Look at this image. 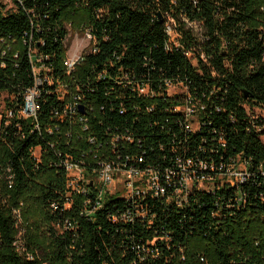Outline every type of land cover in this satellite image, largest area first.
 <instances>
[{
	"label": "trees",
	"instance_id": "trees-1",
	"mask_svg": "<svg viewBox=\"0 0 264 264\" xmlns=\"http://www.w3.org/2000/svg\"><path fill=\"white\" fill-rule=\"evenodd\" d=\"M12 3L0 2V264H264V0ZM70 28L93 47L68 72ZM36 77L37 122L20 116ZM178 160L212 184L178 193ZM66 161L88 176L149 169L166 194L101 195L72 185ZM238 165L242 184L219 180Z\"/></svg>",
	"mask_w": 264,
	"mask_h": 264
},
{
	"label": "built area",
	"instance_id": "built-area-1",
	"mask_svg": "<svg viewBox=\"0 0 264 264\" xmlns=\"http://www.w3.org/2000/svg\"><path fill=\"white\" fill-rule=\"evenodd\" d=\"M89 34V38L92 39V36L88 31H86ZM166 32L168 36L172 39L175 40L176 34L174 31V23L170 22L167 24L166 27ZM93 41V39H92ZM82 58V57H81ZM81 58L77 60H70L67 59L65 62V66L68 70V72L72 71L73 68L77 63L80 62ZM38 74V72L35 70V76ZM42 84V80L36 77L35 81V86L33 88H30L27 90L25 94V99H24V106L20 112V116L23 117L24 119H32L37 122L38 118V111L40 110V105L38 102L39 99V86ZM172 85H168L171 87ZM147 92L146 90H143L142 93ZM169 93V92H168ZM171 95V94H169ZM174 95V94H172ZM78 105V104H77ZM77 105L75 106H68L67 109H69L72 112L77 111ZM4 105L2 110H4ZM0 110V111H2ZM182 111L183 113V118L185 120V128L188 131H196L199 128V120L198 116H195V110L192 105L189 103L183 107L178 109ZM12 114L10 112H7V116H11ZM196 118L197 119V126L193 128L192 126V119ZM83 123L84 121L81 120ZM35 156H37V151L35 152ZM140 163L143 162L142 159L138 160ZM177 170L176 173L172 172L171 176L176 175L178 179V185H179V190L178 193L188 191L193 187H197L199 189H207L208 185H211L212 182L210 181L211 179H206L204 175L198 176L196 172V168L200 169H206L204 165L201 163L199 165H196L192 160H187V161H177ZM242 166V169H239V165L235 168H232L228 170L225 174H222L219 178L221 182L227 181L231 185L235 186L237 184H242L245 179H246V172L244 170V166ZM126 169H121L118 167H115L112 164H105L102 166L101 170L96 173L98 176H101L104 178L106 183H110L113 181L114 174L115 172H118L119 174H122L126 177V188L124 193H115V194H121L124 197H141L145 196L148 193L153 194L155 197H160V196H165L166 194V186L163 185L162 181L160 180V177L157 173L153 172L152 170L146 169L142 170L137 167H126ZM65 168L66 171L68 172L69 176L74 179L72 181V185L76 183H83L85 185L92 184V181H87L85 179V176H88L85 174V172L77 165L72 163L71 161H66L65 162ZM95 174V175H96ZM92 176V175H91ZM170 181H172V178H170V175H167L165 178L164 183L169 184ZM208 183L206 184V182ZM101 195L108 193L104 192L100 188Z\"/></svg>",
	"mask_w": 264,
	"mask_h": 264
},
{
	"label": "rangeland",
	"instance_id": "rangeland-1",
	"mask_svg": "<svg viewBox=\"0 0 264 264\" xmlns=\"http://www.w3.org/2000/svg\"><path fill=\"white\" fill-rule=\"evenodd\" d=\"M3 4H5L8 8L13 7L12 0H0ZM67 59L70 60H77L82 57L85 51L90 50L93 47V41L89 38V34L87 32H79L78 30H74L72 28L69 29V35L67 38ZM39 72V70H36ZM169 94H178L181 92L179 86H171L168 89ZM3 108V100H0V110ZM257 116L264 117V109H257L256 110ZM192 126L195 128L197 126V119H192ZM239 169H242V166L239 165ZM87 181H92L96 184L99 188H101L104 192H108L109 194L115 193H124L127 191L125 190L126 186V177L118 172H115L113 181L110 183H106L104 178L101 176L92 175V176H85Z\"/></svg>",
	"mask_w": 264,
	"mask_h": 264
}]
</instances>
